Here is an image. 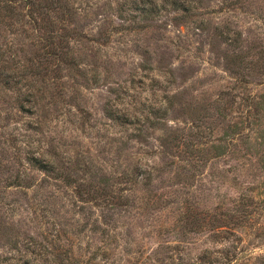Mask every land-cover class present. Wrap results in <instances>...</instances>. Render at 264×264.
I'll list each match as a JSON object with an SVG mask.
<instances>
[{"label":"rangeland","instance_id":"1","mask_svg":"<svg viewBox=\"0 0 264 264\" xmlns=\"http://www.w3.org/2000/svg\"><path fill=\"white\" fill-rule=\"evenodd\" d=\"M33 1L0 12V264H264V0Z\"/></svg>","mask_w":264,"mask_h":264},{"label":"trees","instance_id":"2","mask_svg":"<svg viewBox=\"0 0 264 264\" xmlns=\"http://www.w3.org/2000/svg\"><path fill=\"white\" fill-rule=\"evenodd\" d=\"M47 2H48V5L50 7H53L54 0H47ZM36 5H37L36 1H33V0H0V12L3 11V13H8L9 15H12V14H14L16 12V9L19 8V6H21L22 8L23 7L27 8L28 11H29V6H30L32 10H34L35 12L41 14L40 11H38V8H36ZM52 31L53 30L51 28L50 31H49V36L50 37L53 34V33H51ZM67 37H68V33L65 32V34L62 36V38L65 39ZM60 57H63V56L60 55Z\"/></svg>","mask_w":264,"mask_h":264}]
</instances>
